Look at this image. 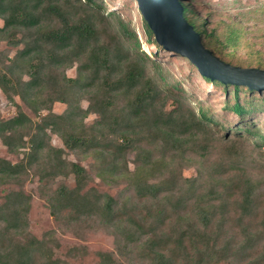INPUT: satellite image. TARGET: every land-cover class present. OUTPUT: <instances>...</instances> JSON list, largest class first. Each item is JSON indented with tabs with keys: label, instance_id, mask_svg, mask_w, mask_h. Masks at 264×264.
<instances>
[{
	"label": "trees",
	"instance_id": "1",
	"mask_svg": "<svg viewBox=\"0 0 264 264\" xmlns=\"http://www.w3.org/2000/svg\"><path fill=\"white\" fill-rule=\"evenodd\" d=\"M178 2L183 18L212 55L232 66L262 69L258 55L256 60L235 62L225 57L226 51L244 47L245 29L239 22H225L221 34L215 36L189 4ZM94 5L91 0H0V41L14 47L23 45L0 70V90L12 102L16 95L46 112L34 122L13 102L15 116L0 120V142L8 153L22 154L15 163L0 157V189L21 180L31 167L39 171L40 183L60 179L45 198L55 221L78 227L92 219L119 231L116 252H97L98 264H124L121 258L135 246L143 264H221L237 257L245 247H235L232 240L219 244L210 230L212 218L207 211L200 213L198 224L187 222L185 228L168 234L156 232L164 213L170 209L178 212L187 199L185 192L176 190L177 178H164L170 161L156 157L146 147L160 137L181 155L189 152L201 157L207 152L209 136L219 133V122L207 110L200 108L195 113L192 107L184 106L182 84L169 82L170 74L164 71L163 63L141 50L135 32L118 13L109 12L114 47L96 42L97 22L104 17ZM141 25L146 43L161 48L143 18ZM17 32L21 37H16ZM81 61L78 76L67 77L64 69ZM188 65L196 70L189 61ZM202 79L222 88L225 113L237 117L231 127L220 125L225 129L223 152L228 155L230 148L242 140L264 148V89ZM162 91L164 98H160ZM83 93L89 94L86 109L79 104ZM166 98L173 101L174 108H164ZM56 102L66 105L62 113L53 112ZM90 113L97 118L86 124ZM47 130L60 139L62 147L49 143ZM67 151L89 155L97 178L111 186L125 184L129 194L114 197L99 191L91 185L93 180L86 168L66 158ZM129 153L135 156L132 170L127 162ZM234 174L226 200H235L233 205L242 221L259 188L251 177ZM209 194L200 195L198 200ZM133 198L142 200L144 208L138 209ZM215 199L222 200L219 196ZM30 201L21 187L8 189L1 197L0 264H74L56 253L60 244L54 232L38 238L28 231ZM68 251L80 255L85 247L72 246Z\"/></svg>",
	"mask_w": 264,
	"mask_h": 264
},
{
	"label": "rangeland",
	"instance_id": "2",
	"mask_svg": "<svg viewBox=\"0 0 264 264\" xmlns=\"http://www.w3.org/2000/svg\"><path fill=\"white\" fill-rule=\"evenodd\" d=\"M81 1L84 2L85 0ZM91 1L94 2L96 11L104 17V20L97 22L99 33L96 42L114 47V42L112 41L113 25H111L109 12L118 13L128 23V28L135 32L141 50L151 53L152 57L163 63L164 71L170 74L169 82L182 84L184 91L182 97L186 103L184 106L186 108L192 107L195 113L200 108L207 110L214 114L219 122V125L216 126L219 128V133L209 136L210 142L207 143V152L201 157L189 152L181 155L179 150L174 149L169 143L166 144L160 137L154 139L151 145L146 147L152 150L156 157L164 156L170 161L166 171H163L164 178H177L176 190L178 193L185 192L187 199L179 207L178 212H170V209L164 213L163 221L158 224V231L156 232L168 234L180 227L185 228L187 222L198 224L200 213L207 211L212 218L209 225L210 230L217 236L219 244H223L225 240H232V244L235 247H245L237 257L221 264H256L258 261L261 262L264 257V225L262 223L264 220V148L256 147L253 141L242 140L235 147H231L229 154L226 155L223 152L225 150L221 148L225 133V129L221 126L231 127L236 122L237 117L225 113L223 108L225 97L222 88L207 84L196 70L190 69L186 58L178 56L172 51H167L162 47L156 48L152 44L146 43L141 25L142 16L135 0ZM183 1L191 6L199 19L206 21L208 31H213L215 36L221 34V27L225 22H239L245 29L244 47L234 52L226 51L224 53L226 59H234L233 62L247 59L256 60L258 55L262 62L259 68L264 70V0ZM79 14L81 15L82 13L80 12ZM1 25L2 20L0 19ZM16 37H21V33L17 32ZM22 48L23 45L14 47L8 45L5 41H0V70H3V66L7 64V59L13 58ZM81 63L82 61L75 62L71 67L64 69L66 76L77 77ZM147 75V77H150L149 73ZM145 81L142 82L144 83ZM88 95L83 93L79 99V104L83 109L88 107ZM164 95L165 93L162 91L160 98H164ZM12 98L13 102L20 106L23 112L34 122H39L43 115L46 114L45 111H38L36 103L28 105L16 95ZM165 100L164 108L166 110L175 107L171 99L166 98ZM13 102L0 90V120L15 116L16 108ZM157 102L158 104L161 103L160 100ZM121 103L122 100L120 99L119 107ZM65 108V104L56 102L53 104L52 110L59 114ZM96 118V114L90 113L86 116L84 122L91 124ZM46 133L50 144L62 147L60 139L55 134L49 130ZM65 156L67 159L75 161L86 168L93 180L91 185L95 186L99 191L107 192L114 197L119 194H129L130 190L125 184L111 186L97 178L93 171V160L89 155L67 151ZM0 157L15 163L21 159L22 154L8 153L6 147L0 142ZM134 158L133 153L127 155V162L131 170L134 168ZM230 161L234 163L230 165ZM234 172L238 176L251 177L259 188L256 191V200H253L247 216L243 217L242 221L239 210L235 204L233 205L235 200H226L230 194L228 187L233 177L231 174H234ZM38 173L39 171L36 167H31L21 177V180L17 181L18 183L5 185L0 189V200L8 189L18 190L21 187L25 194L30 195L28 231L38 238L48 231L54 232V237L60 244V248L57 249L56 253L61 258L74 264H98L97 252H116L118 241L116 236L119 233L116 228L99 225L92 219L85 221L82 226L78 227L66 226L54 220L47 208L45 198L51 193L50 190L54 189L61 180L51 181L47 183L48 185L44 184V182L40 183ZM162 178L161 176L160 179ZM188 179L190 180L189 182L186 181ZM68 183L72 184L70 181ZM215 190L221 192L216 195L213 193ZM208 193L211 194L203 198L204 200H198L200 195ZM217 196L222 200H216ZM132 201L140 210L145 206V203L137 198H133ZM147 206L153 210L151 204ZM72 246H84L85 251L80 252V255H75L68 251ZM141 258L139 247L135 246L121 258V262L124 264H143ZM262 264H264V260Z\"/></svg>",
	"mask_w": 264,
	"mask_h": 264
},
{
	"label": "water",
	"instance_id": "3",
	"mask_svg": "<svg viewBox=\"0 0 264 264\" xmlns=\"http://www.w3.org/2000/svg\"><path fill=\"white\" fill-rule=\"evenodd\" d=\"M135 1L156 43L186 58L202 77L257 91L264 89L263 69L232 66L202 46L199 35L183 18V7L178 0Z\"/></svg>",
	"mask_w": 264,
	"mask_h": 264
}]
</instances>
